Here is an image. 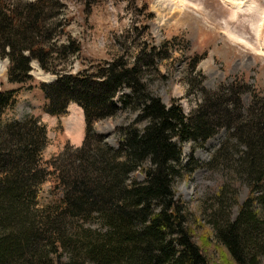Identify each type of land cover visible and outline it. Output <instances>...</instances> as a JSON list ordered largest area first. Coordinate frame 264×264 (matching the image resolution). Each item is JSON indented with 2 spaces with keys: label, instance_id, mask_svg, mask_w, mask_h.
<instances>
[{
  "label": "trees",
  "instance_id": "trees-1",
  "mask_svg": "<svg viewBox=\"0 0 264 264\" xmlns=\"http://www.w3.org/2000/svg\"><path fill=\"white\" fill-rule=\"evenodd\" d=\"M61 7L60 0H0V57L9 60V81L32 79L31 62L37 60L43 70L57 75L41 83L47 113L63 114L75 101L86 121L72 175L65 177V167L57 179L63 208L42 214L41 222L35 217L44 212L38 199L46 169L38 160L45 132L34 115L0 125V264H212L207 254L211 243L192 236L190 215L173 182L182 169V143L206 140L220 126L234 127L232 138L239 148L230 153L231 139L225 141L212 162L225 154L227 177L247 183L249 193L232 220L225 208L231 188L221 187L220 208L214 212L220 216L213 224L215 245L228 253V264H255L264 247V97L255 94L256 104L236 114L240 91L234 86L203 88V101L186 115L175 98L166 104L142 83L145 50L132 64L110 61L96 75L61 70V62L81 49L69 35L58 44L64 31L57 19ZM122 86L133 94L121 97L122 103L133 102L138 118L147 123L142 128L121 126L115 149L94 123L115 113L114 97ZM14 93L0 90V112L12 104ZM138 169L145 179L129 183L130 173ZM91 217L99 219L98 228L78 227L81 234L71 235L73 219ZM48 231L57 236L47 248Z\"/></svg>",
  "mask_w": 264,
  "mask_h": 264
},
{
  "label": "rangeland",
  "instance_id": "rangeland-1",
  "mask_svg": "<svg viewBox=\"0 0 264 264\" xmlns=\"http://www.w3.org/2000/svg\"><path fill=\"white\" fill-rule=\"evenodd\" d=\"M89 1L60 0L62 11L57 19L62 21L64 31L58 44L66 41L69 35L81 45L78 53L61 62V70H86L96 75L110 61L132 64L135 56L145 50L142 57L147 65L142 67V83L166 104L175 98L186 115L203 101V88L217 91L221 86H234L240 91L237 105L241 104L240 108L234 105L236 114L240 110L243 113L249 110L256 101L255 94L264 97V19H259L264 12V0H228L235 5L237 15L234 18L235 10L224 0ZM249 7L253 8L250 13ZM242 37L249 45L241 40ZM8 66V58L0 57V90L15 91L12 104L0 112V125L12 120L23 121L34 115L37 125L45 132L46 144L38 160L39 166L46 169L38 199V206L44 212L40 211L35 217L41 222L42 214H54L57 208H63L62 186L58 185L57 179L65 167L69 169L65 177H71L73 171L70 168H75L76 150L83 144V138L75 139V135L80 130L79 123L84 125V110L80 104L71 101L65 113L49 115L45 110L47 99L41 83L55 80L56 74L43 70L39 62L33 60V78L23 83L11 82ZM131 96L132 90L122 86L114 97L115 113L97 118L94 123L96 132L103 134L105 142L115 149L119 146L118 129L121 126L135 123L142 128L147 123L146 119L138 118L140 111L133 102L122 103L121 97ZM233 130L234 127L220 126L206 140L184 141L181 173L173 182L176 196L183 200L190 215L189 225L194 228L192 236L195 240L202 238L211 243V251L207 254L212 264H228L231 259L227 252L215 245L214 240L213 224L220 219L214 212L220 208L221 187L228 185L231 188L227 192L225 208L232 220L237 217L249 193L247 183L227 177L229 169L225 154L212 162L217 150L227 140L231 139L227 151H238L237 141L232 138ZM61 153L67 158L59 157ZM145 164H150L149 159ZM144 179L138 169L130 173L128 182ZM256 206L255 209L261 210ZM261 216L264 218V213ZM72 221L75 224L73 236L81 234L78 227L85 228L90 224L93 228L99 227L97 217ZM56 236L54 232H46L48 242L45 247H51ZM257 256L255 264H264V247Z\"/></svg>",
  "mask_w": 264,
  "mask_h": 264
},
{
  "label": "bare ground",
  "instance_id": "bare-ground-1",
  "mask_svg": "<svg viewBox=\"0 0 264 264\" xmlns=\"http://www.w3.org/2000/svg\"><path fill=\"white\" fill-rule=\"evenodd\" d=\"M224 2H225L226 4H228L229 7H230L231 9H234V10H235V5H234V4L228 2V0H224ZM248 4H249V3H248ZM179 5H181V4H179ZM179 7H180V6H179ZM179 7H178V8H179ZM249 8H250V10H248V12L250 13V12L253 10V8H251V7H249ZM235 15H237V11H236V10H235V12H234L232 18H234ZM259 19H260V20H263V19H264V12L260 14ZM230 35H231V33H230ZM232 36L237 38V36H236L235 34H233ZM241 40H243L244 43H246V44L249 45L247 39H245V38L242 37ZM261 43L263 44V41H262ZM250 48H251V47H250ZM259 48H260L261 50H263V48H261V47H259Z\"/></svg>",
  "mask_w": 264,
  "mask_h": 264
},
{
  "label": "crops",
  "instance_id": "crops-1",
  "mask_svg": "<svg viewBox=\"0 0 264 264\" xmlns=\"http://www.w3.org/2000/svg\"><path fill=\"white\" fill-rule=\"evenodd\" d=\"M47 117H49V115H47ZM77 118V117H76ZM78 119V118H77ZM83 122H84V120H83ZM78 123H79V120H78ZM79 129L80 130H78V134H76L75 135V139H79V140H82V137H83V133H84V125L82 124V122H81V124L79 123Z\"/></svg>",
  "mask_w": 264,
  "mask_h": 264
}]
</instances>
